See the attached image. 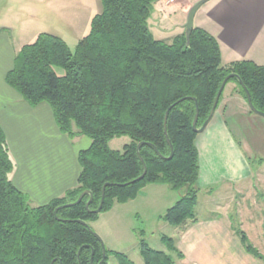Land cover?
Wrapping results in <instances>:
<instances>
[{"label":"trees","instance_id":"1","mask_svg":"<svg viewBox=\"0 0 264 264\" xmlns=\"http://www.w3.org/2000/svg\"><path fill=\"white\" fill-rule=\"evenodd\" d=\"M156 1L101 0L102 10L93 16L90 31L75 50L63 37L40 32L17 53L6 82L32 105L48 102L63 132L86 135L92 142L79 151L77 185L61 197L34 205L10 177L15 163L0 126V264H80L79 251L82 264H107L108 251L101 263L100 239L78 220L90 224L116 202L136 198L149 183L184 189L162 215L166 222L178 226L195 220L200 172L198 132L193 128L197 104L200 127L223 80L235 73L249 89L255 107L264 112V65L249 59L223 63L217 37L201 26L194 25L189 42L185 30L171 41L156 38L149 27ZM229 82H235L247 99L236 76L226 85ZM170 106L167 131L174 154L167 158L171 145L164 123ZM121 136H128L130 142L121 150L113 149L110 141ZM140 142H144L140 155L147 172L136 182L120 185L144 171L137 151ZM105 183L103 206L96 212ZM86 189L93 194L89 208L90 194L78 204L61 207L76 201ZM237 233L258 255L245 231ZM162 239L177 256H184L173 237ZM140 252L145 264H178L171 253L151 247L144 238ZM114 254L120 264H136L126 253Z\"/></svg>","mask_w":264,"mask_h":264},{"label":"crops","instance_id":"2","mask_svg":"<svg viewBox=\"0 0 264 264\" xmlns=\"http://www.w3.org/2000/svg\"><path fill=\"white\" fill-rule=\"evenodd\" d=\"M196 1L198 0H182V3L189 8ZM256 1L219 0L222 15L220 20L226 22L225 33L218 35L219 37L217 30L212 32L202 21L198 24L217 37L223 63L249 59L264 65V27H238L241 20L256 19V13L260 12ZM12 30L9 24L0 26V126L6 134L9 151L12 148L14 152L11 157L15 166L10 173L13 183L31 197L33 204L41 205L65 195L67 190L77 185L81 171L78 154L80 150L88 148L92 140L86 135L72 137L63 132L48 102L32 105L6 82V73L14 66L17 53L24 44L31 43L26 42L25 37L29 35L28 39L34 38L33 42L40 32H47L34 31L33 34H28L27 30L21 31L16 48L17 40ZM184 30L185 24H182L175 35ZM251 114L255 113L251 112L247 99L238 91L235 82H229L214 116L206 128L197 134L199 193L205 188L217 187L222 182L239 185L241 191L227 198L223 209L231 211L234 208L242 214V219L236 228L230 219L224 218H209L192 224L188 223L189 219L186 220L183 223L185 230L181 231L182 240L176 244L184 255L179 257L176 253L174 258L178 264H264V220L260 216L257 217L258 221L251 219L249 212L252 208L251 205H245L246 188L243 186L247 180L252 179L257 188L258 184L264 183V173L258 171V168H251L247 155L234 136L235 130L240 132L236 120L248 118ZM182 193L164 183H149L131 200L141 198L153 201L155 206L165 205L163 209L167 210ZM240 195L243 200L239 199ZM233 201L236 203L234 207L229 205ZM259 202L260 200H256L253 206ZM259 209L263 211L261 207ZM247 216L248 222L245 220ZM238 230L245 231L247 241L258 249V255L247 249ZM253 234H257L255 238L262 250L256 246Z\"/></svg>","mask_w":264,"mask_h":264},{"label":"rangeland","instance_id":"3","mask_svg":"<svg viewBox=\"0 0 264 264\" xmlns=\"http://www.w3.org/2000/svg\"><path fill=\"white\" fill-rule=\"evenodd\" d=\"M256 5L260 11L256 13V19L254 21L241 20L238 25L240 29L264 27V0H257ZM190 7L183 5L182 0L156 1L149 18V27L154 36L158 39L172 40L180 25L186 23ZM101 10V0H0V26L9 24L13 28L12 33L17 40L16 48L19 45L21 31L27 30L28 34H33L34 31H47L59 35L67 41L72 50H75L79 39L90 31L93 16ZM220 12L219 0H208L198 9L194 25L198 26L202 21L212 32L217 30V36H221L225 33L226 22H221ZM28 38L29 35L25 37L26 42L34 40V38ZM57 70L59 73L64 72L61 67H57ZM253 113L255 114H251L248 118L242 117L236 120L240 132L235 130L234 136L247 155L251 168L253 170L258 168V171L264 173V115ZM126 142H130L128 136L115 137L110 142V146L121 150ZM13 154V149L10 148V155L14 156ZM243 186L246 188L245 205H251L252 208L249 212V215H252L251 219L258 221L257 217L260 216L264 220V202H261L264 199V183L258 184L256 188L251 179L247 180ZM253 188L256 190L252 191ZM238 191H241L240 186L231 182H222L217 187L201 190L196 206L197 218L189 219L188 223L202 222L209 218H224L230 219L233 227L236 228L241 222L242 214L234 208L231 211H225L223 206L227 198H231ZM177 192H184V189ZM29 199L32 203L30 196ZM239 199L243 200L241 195ZM256 200L260 202L253 206ZM152 202L141 198L125 203L116 202L111 210L100 212L99 218L90 222L108 251L107 264H120L114 251L126 253L136 264H145L140 252L141 238H144L151 247L165 250L176 257V252L170 250L162 236L173 237L177 244L182 240L181 231L185 230V227L183 224L174 226L166 222L162 218L166 212V209H163L165 205L155 206ZM235 204L233 201L229 205L234 207ZM260 207L263 209L262 212ZM248 216L245 218L247 222L249 221ZM255 236L257 237V234H253V240L262 250Z\"/></svg>","mask_w":264,"mask_h":264},{"label":"water","instance_id":"4","mask_svg":"<svg viewBox=\"0 0 264 264\" xmlns=\"http://www.w3.org/2000/svg\"><path fill=\"white\" fill-rule=\"evenodd\" d=\"M206 1H208V0H198V1H196V2L190 7V9H189V11H188V14H187V20H186V23H185V32H186V37H187V41H188V42H189V40H190V36H191L192 30H193V28H194V19H195V15H196L198 9H199V8H200V7L206 2ZM232 76H236V77L239 79L241 85L244 87V89H245V91H246V94H247V101H248V103H249V105H250V108H251L254 112H256V113H258V114H261V115H264V112L258 110V109L255 107V105L253 104L252 97H251V93H250L249 89L246 87V85L244 84V82L242 81V79H241L237 74H235V73H230V74L227 75V76L225 77V79L223 80V82H222V84H221V86H220V88H219V90H218V92H217V95H216V97H215V100H214V103H213V105H212V108H211L210 114H209L208 118L205 120V122L202 124V126H200V127L198 126L199 107H198V104H197V111H196V114H195V117H194V120H193V128H194L195 131H197V132H201L202 130H204V129L206 128V126L208 125V123L210 122V120L212 119V117L214 116V114H215V112H216V109H217V107H218V103H219L220 97H221V95H222V93H223V91H224V89H225L226 83H227V81H228ZM171 108H172V106H170V107L168 108V110L166 111V114H165V123H164V125H165L166 136H167L168 141H169V143H170V145H171V155L168 156L167 158H171V157L173 156V154H174V147H173V144H172V142H171V140H170V138H169V136H168V131H167V120H168V114H169V111H170ZM143 143H144V142H140V143L138 144L137 151H138V154H139V155H140V147H141V145H142ZM155 149L157 150V152H159L158 149H157V147H155ZM140 157H141V155H140ZM141 160L144 162L143 157H141ZM146 172H147V165H146L145 162H144V171H143V173H142L138 178H136V179H134V180H132V181H130V182H127V183H121L120 185H125V184H129V183H131V182H136L137 180H140L141 178H143ZM107 184H108V183H105L104 186H103L101 202H100L99 206H98L96 209H94V211H96V212H100L101 209H102L103 202H104V199H105V188H106ZM86 194H90V198H89V200H88L87 203H86V207L89 208L90 203H91V201H92V199H93V194H92V192H91L89 189H86V190L82 191V193L79 195V197H78V199H77L76 201H72V202L65 203V204L61 205V207H64V206H70V205H74V204H78V203H80V202L82 201V199L86 196ZM55 213H57V210L55 211ZM78 221L81 222V223H83V224H85L86 226H88L89 229H90V231L100 239V241H101V243H102V246H103V259L101 260V263H102V262L105 260L106 252H107L106 247H105V244L103 243V241H102L101 237L98 235V233H97V232L91 227V225H90L88 222H86V221H84V220H81V219L78 220ZM94 252H95L94 249H92V254H94ZM78 257H79L80 264H82V263H81V258H80V251H79V253H78ZM91 260H93V256H92Z\"/></svg>","mask_w":264,"mask_h":264},{"label":"built area","instance_id":"5","mask_svg":"<svg viewBox=\"0 0 264 264\" xmlns=\"http://www.w3.org/2000/svg\"><path fill=\"white\" fill-rule=\"evenodd\" d=\"M172 1V0H171Z\"/></svg>","mask_w":264,"mask_h":264}]
</instances>
